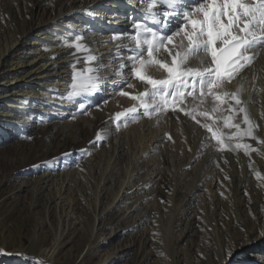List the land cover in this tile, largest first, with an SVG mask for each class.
Listing matches in <instances>:
<instances>
[{"label":"bare ground","instance_id":"obj_1","mask_svg":"<svg viewBox=\"0 0 264 264\" xmlns=\"http://www.w3.org/2000/svg\"><path fill=\"white\" fill-rule=\"evenodd\" d=\"M144 6L141 0H1L0 15L3 23L0 31V134L9 136L8 128L10 127L25 132L28 129L27 121L36 115L44 116V118L53 115L59 120L81 118L79 101L87 100V103L91 104L90 107L98 100L97 95L101 90L90 96L77 97L75 100L63 99L70 90L72 65L75 64L78 69L86 67L85 57L89 55L88 52H76L75 48L68 47L66 44L71 43L76 36H81L83 32L84 39L81 42L90 49L91 55L98 58L97 61L91 62V66L96 67L101 63L107 65L111 61V68L102 70V74L107 79L101 87L107 83L118 84L121 77L116 75V70L121 60L115 58V45L128 43V41L110 42V38L114 34H134L133 23L142 22L146 15L141 10ZM189 7H191L190 4ZM155 11L165 13L170 9L161 3ZM158 18L159 25L149 21V26L154 29L162 27L165 16L159 15ZM179 20L175 16L168 18L169 34L179 27ZM178 39L179 37H174V41ZM120 53L122 56L132 55L125 48H121ZM123 62L130 65L127 60ZM129 71L130 68L124 69L125 78ZM149 72L152 73L153 69ZM152 75L153 78H162L160 72L155 71ZM242 75L244 79L238 78V82L242 83L244 88L241 98L244 101H251L247 105L248 111L260 126L254 130L255 134L260 139H264V119L260 116V113L264 111V50L259 51L253 66L245 69ZM253 76L256 77L255 80ZM137 83L138 92L146 87L140 81ZM228 90L234 91V87L229 86ZM184 104H188V101L185 100ZM202 107L210 109L211 98ZM177 115L179 119L176 118ZM197 118L202 123H212L202 116ZM166 120L172 121L180 145L190 152L187 162L183 158L178 160L179 168L176 170L181 174L177 175L183 177L185 168L188 165L193 167L192 184L190 183L182 194L181 207L191 203L192 199L204 190L208 195L207 199H202L204 211H201H203L202 217L208 221L212 243L209 249L201 246L193 252L196 257L195 264H235L236 250L241 249V246L236 245L237 242L241 241L243 246L253 245L248 240L253 238L256 225L251 221L249 214H252L256 220L257 216L261 214L263 216L264 213V156L250 150L246 155L242 148L231 151L225 147L223 151L227 152L226 155L230 161L226 166L229 172V189L228 191L226 189L228 194H225L229 196V204H227V198L215 189L222 186V178L216 176L214 171L215 163L219 160L220 151L217 150L219 146L209 139L211 134L207 132V129L179 111V105L175 115L168 112L166 115L161 114L151 119L140 115L135 122L129 120L136 124V140L117 133L114 125L109 123L110 131L105 139L108 147L105 151H100L98 157L96 155L88 160L86 176H81V172L64 171L49 173L35 179L34 187L42 201L33 202L28 210L31 228L34 227L36 230L34 235L30 236L29 245L22 247L20 252L25 256L36 255L35 259L55 264L60 249L64 247L63 237L75 227V224H79L77 218L79 215L76 217V214L84 195L86 197L91 195L93 198L90 206L93 214L91 237L104 230L100 222L108 208L110 210L117 207L123 208L133 201L136 205L132 206L131 210L127 207L126 211L124 208L121 218L132 220L133 217L138 216V213L142 215L140 213L144 211L143 206H140L139 194L141 189L143 190L142 184L146 182L145 179L150 174V170L154 172L153 168L156 166V163L150 161L151 165L148 164L146 158L155 154L156 143L161 141L164 134L160 127ZM240 120H242V114H236L233 123ZM219 123L226 135H232L236 131L223 128L222 120ZM246 127L241 123V132ZM228 143L225 139V145ZM231 143L233 146L236 143L251 144L259 152H264V146L247 136L233 137ZM122 158H127L125 166L120 161ZM249 166L259 169V178L263 181L261 185L257 183L254 188L253 197L248 204L249 214H247L243 211L245 204L239 195V187L243 183L251 184L248 177ZM118 172L122 175L119 179L116 177ZM179 187L177 186L175 192H178ZM106 193L112 195L108 202L104 196ZM177 211L179 212V209ZM185 214L188 215L185 224V231L188 232L194 216ZM219 223L224 227L237 224L238 226L234 229L238 231L233 232L230 227H226V232H222ZM46 228L52 231L50 239L45 233ZM259 228L261 229V226ZM230 232V239L224 240V236ZM263 233L261 229L260 237ZM7 237L0 233V254L4 264L10 263L15 252H8L3 248L6 246ZM99 247L98 241L91 238L86 252ZM168 249L173 263L174 247L171 246ZM83 257L80 255L74 264H81ZM110 257L111 255H105V258L103 257L105 260L100 263H105ZM24 259L18 256L15 262L20 264Z\"/></svg>","mask_w":264,"mask_h":264},{"label":"rangeland","instance_id":"obj_2","mask_svg":"<svg viewBox=\"0 0 264 264\" xmlns=\"http://www.w3.org/2000/svg\"><path fill=\"white\" fill-rule=\"evenodd\" d=\"M179 22L182 24L183 21L179 20ZM2 23L3 19L0 15V31ZM81 33L80 35L83 36V32ZM154 72L153 69L150 74L152 75ZM128 82L135 87L127 88L125 86L124 91L133 95L138 94L136 89L138 80L130 79ZM119 89V84L110 85L107 83L101 87V91L97 95L99 98L94 102V105L89 107L91 104L87 103V100L79 101V104H85V109L80 113L81 118L59 120L53 115L48 118L36 115L27 121L28 129L25 132L10 127L8 128L9 136L0 134V233L8 236L5 241L6 246L3 248L8 252L15 251L14 258L9 264H17L15 260L18 256L25 258L20 264H33L32 258L36 257V255L25 256L20 252L22 247L29 245L30 236L34 235L36 230L34 227L31 228L28 210L33 202L42 201L34 187L36 186L35 179L49 173L64 171L81 172V176H86L88 160L96 155L98 157L99 152L105 151L108 147L105 139L96 140L97 133L107 137L110 131L109 123L113 124L117 130L115 114L138 104L137 101L129 97L119 95ZM144 90L145 88L140 92ZM142 112L143 109L138 108V113ZM119 124L117 133L136 140L135 129L137 127L135 123L127 120L125 125L124 118H121ZM160 128L164 131L162 139L156 143L155 154L146 158L147 162L156 163V166L153 165L155 171L150 170V174L145 179L146 182L144 185L142 184L143 190L141 189L139 194L141 197L139 199L140 206H143L144 211L140 213L142 215L138 213V216L133 217L132 220L121 218L124 208L127 211L128 208L131 210L132 206L136 205L133 201L127 203L123 208L117 207L111 210L108 208L100 222L104 230L91 237L93 214L90 206L93 198L91 195L89 197L84 195L81 198L80 211L78 210V214H76V217L79 215L77 217L79 224H75V229L72 228L73 230L71 229L66 234L67 236L63 237L64 247L60 249L55 264H74L80 255L84 256L81 264H102L100 262L105 260L107 254L111 257L103 264H195L196 257L193 252L201 246L210 248L212 243L210 227L208 221L202 217L204 206L201 204L202 199L208 198L207 192L205 190L200 192L196 198L192 199L191 203L181 207L182 194L190 183L192 184L193 167L188 165L184 170L186 172L183 177L179 176L181 173L176 168H179L178 160L183 158L187 162L190 152L180 145L172 121L166 120ZM212 141L215 143V140ZM82 150H86V152L82 153ZM218 154L219 160L215 163L214 171H216V176L222 178V186L215 189L222 196L224 195V198H227L226 203L229 204V196L225 194H228L229 189V172L226 166L230 161L226 151H220ZM126 159H120L124 166ZM150 162L148 164L151 165ZM248 170L251 184L243 183L239 187V195L245 204L243 211L247 214H249L248 204L253 197L254 188L257 183L261 185L263 181L257 175L258 168L249 166ZM116 177L119 179L122 175L118 172ZM177 186L180 187L178 192H175ZM104 196L107 199L106 202L111 200L112 195L106 193ZM185 213L194 216L188 232L185 231L188 218ZM249 215L251 221L256 225L253 238L248 240L253 245L243 246L241 241L237 242L236 245L241 246V249L236 250L235 264H264V233L261 237L259 235L261 229L264 231V213L263 216L262 214L257 216L256 220L252 214ZM235 226L238 225L235 224ZM235 226L224 227L219 223L222 232H226V227L237 232L238 230L234 229ZM231 232L224 236V240L230 239ZM45 233L50 239L52 231L46 228ZM91 238L98 241L100 247L86 252ZM171 246L175 250L173 263L168 249ZM160 253L164 255H160ZM36 261L43 260L36 259ZM0 264H4L1 254ZM43 264L50 263L43 261Z\"/></svg>","mask_w":264,"mask_h":264},{"label":"snow or ice","instance_id":"obj_3","mask_svg":"<svg viewBox=\"0 0 264 264\" xmlns=\"http://www.w3.org/2000/svg\"><path fill=\"white\" fill-rule=\"evenodd\" d=\"M141 3L145 5L141 10L146 15L142 22L133 23L134 34H114L110 38V42L128 41L115 45V58L121 60L116 70V75L121 77L118 94L138 102L115 114L117 130L121 118H124L126 125L127 120L135 122L140 115L149 119L168 112L175 115L179 105L180 112L207 129L211 134L209 139L215 140L219 146L217 150L223 151L227 147L235 151L242 148L246 155L250 150L264 156V152H259L251 144L236 143L233 146L231 143L233 137L243 135L264 146V139H260L254 131L260 126L247 108L251 101L241 98L244 88L238 82V78L244 79V70L253 66L259 51L264 50V0H141ZM161 3L170 11H155ZM159 15L165 16L162 27H150L149 21L160 24ZM173 16L183 23L169 34L168 18ZM174 37L179 39L174 41ZM83 39L78 35L66 44L75 48L76 52H88L89 55L85 57L86 67L78 69L75 64L72 65L70 90L63 99L75 100L100 91L107 79L102 70L111 68V61L107 65L91 66V62L98 58L91 55L90 49L81 42ZM121 48L128 49L132 55L122 56ZM124 60L129 61L130 65L125 64ZM125 68H130L126 78ZM150 69L162 73V78H153ZM130 79L146 85L145 90L136 95L124 91L125 86L135 87L128 82ZM229 86H233L234 91H229ZM209 98L212 107L203 108ZM185 100L188 104H184ZM138 108H142L143 112L138 113ZM79 109L84 110L85 104H79ZM236 114H242V120L233 123ZM198 116L212 123H202ZM260 116L264 119V111ZM176 118L179 119V116ZM220 120L223 128L236 131L232 135L223 133ZM241 123L247 126L243 132ZM101 139L106 137L97 133L96 140ZM225 139L229 142L227 145ZM32 261L33 264H43V261H36L35 258Z\"/></svg>","mask_w":264,"mask_h":264}]
</instances>
